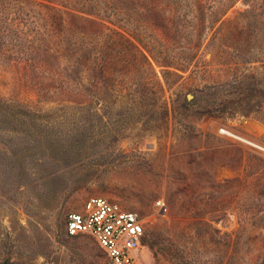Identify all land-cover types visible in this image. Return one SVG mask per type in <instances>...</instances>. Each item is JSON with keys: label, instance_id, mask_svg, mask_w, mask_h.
<instances>
[{"label": "rangeland", "instance_id": "obj_1", "mask_svg": "<svg viewBox=\"0 0 264 264\" xmlns=\"http://www.w3.org/2000/svg\"><path fill=\"white\" fill-rule=\"evenodd\" d=\"M92 197L144 264H264V0H0V264H105Z\"/></svg>", "mask_w": 264, "mask_h": 264}, {"label": "built area", "instance_id": "obj_2", "mask_svg": "<svg viewBox=\"0 0 264 264\" xmlns=\"http://www.w3.org/2000/svg\"><path fill=\"white\" fill-rule=\"evenodd\" d=\"M160 216H167L168 206L159 200ZM69 237L91 236L105 255V264H144L146 222L136 211L125 210L120 204L104 197L90 198L82 211H72L66 218Z\"/></svg>", "mask_w": 264, "mask_h": 264}, {"label": "trees", "instance_id": "obj_3", "mask_svg": "<svg viewBox=\"0 0 264 264\" xmlns=\"http://www.w3.org/2000/svg\"><path fill=\"white\" fill-rule=\"evenodd\" d=\"M105 6H107V8H113L112 5L107 1V3H105ZM146 238V236H145ZM144 244H145V239H144Z\"/></svg>", "mask_w": 264, "mask_h": 264}]
</instances>
